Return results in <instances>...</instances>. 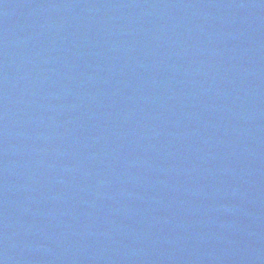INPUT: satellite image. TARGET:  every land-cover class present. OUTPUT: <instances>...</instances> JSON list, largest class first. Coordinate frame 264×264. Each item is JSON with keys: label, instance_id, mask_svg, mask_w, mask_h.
I'll return each mask as SVG.
<instances>
[{"label": "water", "instance_id": "95a60500", "mask_svg": "<svg viewBox=\"0 0 264 264\" xmlns=\"http://www.w3.org/2000/svg\"><path fill=\"white\" fill-rule=\"evenodd\" d=\"M207 0H0V264H65Z\"/></svg>", "mask_w": 264, "mask_h": 264}]
</instances>
